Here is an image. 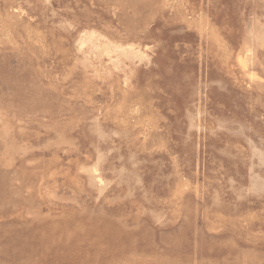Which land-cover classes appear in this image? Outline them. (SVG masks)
<instances>
[{
	"label": "rangeland",
	"instance_id": "obj_1",
	"mask_svg": "<svg viewBox=\"0 0 264 264\" xmlns=\"http://www.w3.org/2000/svg\"><path fill=\"white\" fill-rule=\"evenodd\" d=\"M0 264H264V0H0Z\"/></svg>",
	"mask_w": 264,
	"mask_h": 264
}]
</instances>
